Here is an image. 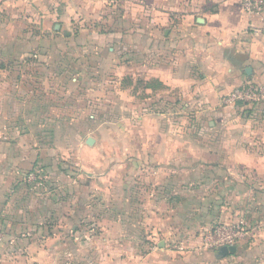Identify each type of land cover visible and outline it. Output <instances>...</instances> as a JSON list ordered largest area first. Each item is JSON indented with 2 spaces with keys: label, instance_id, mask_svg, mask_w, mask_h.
Instances as JSON below:
<instances>
[{
  "label": "rangeland",
  "instance_id": "rangeland-1",
  "mask_svg": "<svg viewBox=\"0 0 264 264\" xmlns=\"http://www.w3.org/2000/svg\"><path fill=\"white\" fill-rule=\"evenodd\" d=\"M105 6L100 17L78 19L71 28L122 32V43L113 45L118 52L122 47L120 54L110 53L112 44L90 47L84 37L72 45L62 27L45 35L28 12L18 39L9 35L11 43L17 39L24 47L4 56L0 68V141L10 195L22 193L23 203L31 197L50 214L47 223L57 219L63 227L73 216L75 256L56 264H113L105 256L114 252L117 234L125 245L134 239L139 255L154 251V264L218 253L214 242L222 234L237 236L239 255L260 252L264 178L257 164L239 162L242 148H256L260 140L263 119L256 105L230 106L231 114L224 116L235 129L221 134L231 137L233 159L201 162L189 144L209 141L212 134L163 133L169 118L146 112L145 84L128 62V41L136 37L127 31L136 28L133 17L139 12L130 5ZM71 203L81 211L72 215L78 207L70 210ZM0 231L6 233L0 249H11V234L1 223ZM104 231L110 232L106 241ZM127 256L124 250L123 259Z\"/></svg>",
  "mask_w": 264,
  "mask_h": 264
},
{
  "label": "crops",
  "instance_id": "crops-1",
  "mask_svg": "<svg viewBox=\"0 0 264 264\" xmlns=\"http://www.w3.org/2000/svg\"><path fill=\"white\" fill-rule=\"evenodd\" d=\"M114 3L130 5L133 13L139 12L133 17L138 23L136 28L127 31L136 37L128 41V62L139 72L137 80L140 78L139 81L145 84L146 112L153 117L169 118L163 133L177 136L190 131L199 135L212 134L209 141L189 144L196 149L193 153L201 162L231 161L230 149L234 148L231 137L221 134L234 133L235 129L224 119L231 114L232 107L223 106L222 99L247 82L264 86V36L252 32L253 27L262 26L264 17L247 15L239 0H0V68L4 56L24 51L17 39L22 34L20 25L24 26L26 12L45 35L52 28L62 27L67 42L72 45L84 37L89 40L87 45L97 50L112 44L108 47L110 53H122V47L119 52L113 47L122 43V32L96 33L80 28L79 32L73 33L71 28L78 19L100 17L105 5ZM13 33L17 39L11 43L9 35ZM247 69L250 73H246ZM82 80L79 77L78 81ZM254 110L263 119L259 128L261 134H258L260 140L256 148H242L239 162L248 167L257 164L258 173L264 178V103L256 105ZM173 118L174 122H171ZM163 141L167 146V141ZM176 144L179 143L174 144L179 147ZM3 148L1 140L0 223L11 234L14 245L11 249L8 246L0 249V264H56L59 260L73 259V216L63 223V227L57 225L56 218L55 222L47 223L45 220L51 217L50 214L38 208L40 205L35 207L31 197L23 203L22 193L15 191L10 195L9 182L4 176L3 164H6L7 156ZM80 193L84 197L88 194L83 189ZM80 204L83 205V197ZM76 207L78 204L69 205L70 210H76ZM80 211L78 207L77 211L69 212L74 215ZM58 227L61 229L57 230ZM109 233L103 232V241L109 239ZM127 242L122 244V235H115L114 252H107L106 259L113 264H154V251L147 250L142 256L134 239H127ZM68 244L70 249L65 248ZM257 244L261 251L251 252L248 256L237 252L226 257L219 252L193 253L183 263L175 261L174 264H264V236ZM124 250L128 255L125 259L122 257ZM110 253L113 254L111 258Z\"/></svg>",
  "mask_w": 264,
  "mask_h": 264
},
{
  "label": "built area",
  "instance_id": "built-area-1",
  "mask_svg": "<svg viewBox=\"0 0 264 264\" xmlns=\"http://www.w3.org/2000/svg\"><path fill=\"white\" fill-rule=\"evenodd\" d=\"M243 11L250 16L263 18L264 16V0H239ZM254 35L264 36V22L261 27H253ZM264 103V86L255 82H247L245 85L235 88L231 93L224 96L222 105L225 107L234 106L237 104L244 105H260ZM236 235H219V239L214 242L217 249L222 247L234 246ZM6 238V233L0 231V242Z\"/></svg>",
  "mask_w": 264,
  "mask_h": 264
},
{
  "label": "water",
  "instance_id": "water-1",
  "mask_svg": "<svg viewBox=\"0 0 264 264\" xmlns=\"http://www.w3.org/2000/svg\"><path fill=\"white\" fill-rule=\"evenodd\" d=\"M246 73H250V69H247L246 70ZM94 139H92V138H89L88 140H87V145H89V146H92L93 144H94ZM164 246V245H163ZM237 252V247H235V246H230V247H222L220 250H219V254L221 255V256H223V257H226V256H228V255H230V254H234V253H236Z\"/></svg>",
  "mask_w": 264,
  "mask_h": 264
}]
</instances>
